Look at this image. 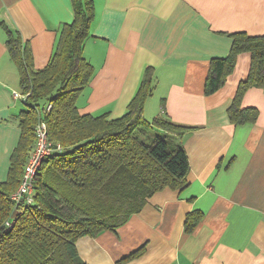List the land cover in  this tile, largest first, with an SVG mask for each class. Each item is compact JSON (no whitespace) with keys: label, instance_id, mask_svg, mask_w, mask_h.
Instances as JSON below:
<instances>
[{"label":"crops","instance_id":"crops-1","mask_svg":"<svg viewBox=\"0 0 264 264\" xmlns=\"http://www.w3.org/2000/svg\"><path fill=\"white\" fill-rule=\"evenodd\" d=\"M95 18L84 55L95 74L77 99L84 114L123 115L147 66L154 88L148 120L159 115L190 129L183 137L190 164L187 186L156 194L116 230L77 240L87 264H264V90L249 88L242 106L254 123L235 125L228 108L250 72L242 52L225 84L205 93L213 57L229 55L232 32L264 34V0H93ZM71 0H0V182L20 138L25 109L21 75L7 47L10 34L28 42L36 68L49 62ZM11 31V33H10ZM202 220L185 230L189 212ZM145 246L139 256L126 259Z\"/></svg>","mask_w":264,"mask_h":264},{"label":"trees","instance_id":"trees-1","mask_svg":"<svg viewBox=\"0 0 264 264\" xmlns=\"http://www.w3.org/2000/svg\"><path fill=\"white\" fill-rule=\"evenodd\" d=\"M74 18L63 23L47 65L36 68L28 42L12 34L7 47L21 75L25 109L16 115L20 138L10 158L6 180L0 182V264H87L77 240L116 230L165 190L180 193L188 184L189 157L183 137L190 129L166 115L148 120L146 99L154 88V70L147 66L126 112L84 114L77 99L89 85L93 64L84 55L95 18L93 0H71ZM229 55L213 57L205 83L207 95L218 91L235 68L242 52L251 53L248 77L238 86L228 108L235 125L254 123L255 106H242L251 87L264 90V34H229ZM51 109L47 111V106ZM43 120L54 144L61 145L44 159L34 182L33 202H16L24 166L36 142V125ZM189 212L185 230L202 220ZM145 246L126 259L139 256Z\"/></svg>","mask_w":264,"mask_h":264},{"label":"built area","instance_id":"built-area-1","mask_svg":"<svg viewBox=\"0 0 264 264\" xmlns=\"http://www.w3.org/2000/svg\"><path fill=\"white\" fill-rule=\"evenodd\" d=\"M23 100L27 98V95H20ZM51 104L47 106V111L51 109ZM56 150H61V145L54 144L50 140L48 135V129L46 123L41 120L36 125V142L25 166L22 175L21 182L17 190L12 194V199L17 203L21 200H25L28 204L33 202L34 195V182L45 158Z\"/></svg>","mask_w":264,"mask_h":264},{"label":"rangeland","instance_id":"rangeland-1","mask_svg":"<svg viewBox=\"0 0 264 264\" xmlns=\"http://www.w3.org/2000/svg\"><path fill=\"white\" fill-rule=\"evenodd\" d=\"M148 119V117H146ZM154 118H152L151 120H153Z\"/></svg>","mask_w":264,"mask_h":264}]
</instances>
